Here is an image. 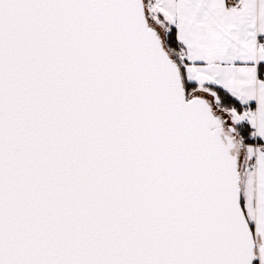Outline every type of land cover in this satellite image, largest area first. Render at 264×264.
Returning a JSON list of instances; mask_svg holds the SVG:
<instances>
[{"label": "snow or ice", "instance_id": "6c2138e0", "mask_svg": "<svg viewBox=\"0 0 264 264\" xmlns=\"http://www.w3.org/2000/svg\"><path fill=\"white\" fill-rule=\"evenodd\" d=\"M0 264H264V0H0Z\"/></svg>", "mask_w": 264, "mask_h": 264}]
</instances>
